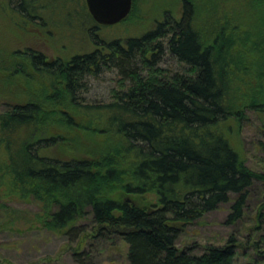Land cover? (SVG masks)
<instances>
[{
    "label": "trees",
    "instance_id": "trees-1",
    "mask_svg": "<svg viewBox=\"0 0 264 264\" xmlns=\"http://www.w3.org/2000/svg\"><path fill=\"white\" fill-rule=\"evenodd\" d=\"M6 1L27 18L48 7ZM180 4L181 12L164 10L142 34L107 39L92 31L94 48L67 61L31 47L20 53L51 91L0 110V202H41L44 228L72 240L88 230L81 221L90 214L97 235L118 234L128 243L130 264H241L234 235L200 253L179 247L178 239L182 225L223 203H230L226 223H237L254 182L264 181L230 126L244 109L264 113V0ZM89 17L92 30L102 25ZM167 53L182 69L158 66ZM106 70L118 72L120 90L108 103H87L88 77ZM67 126L106 136L103 155L49 154L60 141L52 131ZM117 190L154 192L158 202L140 206L116 197Z\"/></svg>",
    "mask_w": 264,
    "mask_h": 264
},
{
    "label": "rangeland",
    "instance_id": "rangeland-1",
    "mask_svg": "<svg viewBox=\"0 0 264 264\" xmlns=\"http://www.w3.org/2000/svg\"><path fill=\"white\" fill-rule=\"evenodd\" d=\"M38 1L50 9L40 11L42 17L35 13L34 18H27L14 11L6 0H0V110L18 102L37 99L35 93L45 89L51 91L49 80L32 70L26 56L20 54L28 47L44 52L51 59L60 57L67 61L74 53L94 48L92 31L107 39L126 38L142 34L153 27L164 10L176 9L181 12L182 9L180 0H133L132 9L124 19L102 24L92 30L93 22L90 21L86 0ZM158 66L169 72L182 69V65L169 53L163 56ZM19 67H23V71ZM87 86L88 90L82 92L84 100L89 104H101L112 101L113 89L120 90L121 84L116 70H106L99 76L88 77ZM242 113L240 121L230 124L235 134L231 137L246 163L264 174V113L250 109H244ZM78 118L86 121L90 119L89 116L81 115ZM61 128L52 131V134L60 135L57 145L48 150L52 156L68 159L99 158L103 155L106 136L100 137L99 132L93 136L86 133L84 128ZM116 192V197H130L144 207H151L158 202L154 192ZM2 202L8 204L9 208L0 212V263L130 264L127 258L128 243L118 234L97 235L96 230L93 231L90 214L80 220L88 230L78 240H72L65 233L51 232L44 228L41 219L44 208L41 202L6 199ZM229 211L230 203H223L199 220L182 225L179 247H191L194 252L200 253L207 245H223L234 235L239 243L238 262L250 264L257 261L264 264V181L256 180L251 187L242 219L235 224H227ZM75 252H79L82 259L78 260Z\"/></svg>",
    "mask_w": 264,
    "mask_h": 264
},
{
    "label": "water",
    "instance_id": "water-1",
    "mask_svg": "<svg viewBox=\"0 0 264 264\" xmlns=\"http://www.w3.org/2000/svg\"><path fill=\"white\" fill-rule=\"evenodd\" d=\"M94 19L100 24L124 19L132 9L133 0H86Z\"/></svg>",
    "mask_w": 264,
    "mask_h": 264
}]
</instances>
